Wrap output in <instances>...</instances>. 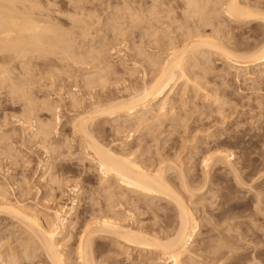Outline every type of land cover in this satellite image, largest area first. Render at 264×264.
<instances>
[{"label": "rangeland", "instance_id": "374dc122", "mask_svg": "<svg viewBox=\"0 0 264 264\" xmlns=\"http://www.w3.org/2000/svg\"><path fill=\"white\" fill-rule=\"evenodd\" d=\"M20 1L26 3L25 5L23 3V5L27 6L28 9H25L26 7L24 9L35 13V15L37 16V17L35 16L36 18H40V19L43 18L41 20H45V21L47 20V23L48 22H50V24L52 23V26L53 27L55 26L56 29L60 31L62 35L66 34L67 35V36L65 35V37H67L66 39L68 40L70 39L69 41L73 43V44H69V41L66 40L68 41L67 44L70 45L73 48V50L75 49L74 51L76 52L78 51L77 54H79L83 48H84L82 50L83 52L89 50V53L84 52V55L82 56V59L84 61L83 57H85L86 54H88L89 56L87 55L86 57L89 60L85 57V60L87 59L88 61L82 62L81 67H79L80 64H78L79 66L78 65L75 66L76 64L73 62V64H75L73 65L71 59L70 61H67L70 56L68 55V53L64 54V55L67 54L68 57L67 59V57L64 56L62 53L60 55H57L59 56L58 58L57 56L56 57L52 55L50 56V54L42 58L39 56L40 57L39 58L37 57L38 54L36 52H35L36 54L32 52V55L34 54V56H32L31 54L29 56V60H31L30 61L31 63L29 62L30 65L28 63H25V65L28 64V66L23 67L24 66L23 63L20 66L21 63L18 62L17 60L11 61L10 56H12V54L8 55L6 53L7 54L6 56L0 54V56L2 57L4 56L3 58L0 57V59H5L2 61L0 60V62L2 63L4 69L5 68L8 69L7 70L9 71L8 78H10V80L12 79L10 82L9 79L3 77V80L5 81L8 80L6 83H4V81L1 80L2 76H4L3 74L1 75V73L3 72H0L1 75L0 77V89H1L0 90V143H1L0 144V187L4 188L3 190H6L5 193L12 202L17 204L20 203V205L29 208L31 212L34 211L35 214L38 213L37 215H39V218H41L42 221L45 220L46 222L47 219L45 218L50 217L48 218V221L49 222L52 221L50 223L55 224L54 221L55 214L53 215V213L56 212L57 210L58 211L60 210L61 212L60 214L63 215V216L61 215L62 218H68V220L74 222V224L70 225L68 229L69 232H67L66 234H61V237L59 236V240L61 241L62 249L65 247L63 249V254L66 256V260L70 261V262L67 261L68 262L67 264H76L75 263L77 262L76 256L75 254H73L75 253L73 250H75L77 246V242H76L78 241L77 230H80L81 228H82L81 230H83V228L86 227L85 222L89 221L91 218L92 219L90 221V225H94L95 223L99 222V217H101L102 212L106 211L109 208L107 207L108 202L106 203L105 199L103 198L106 197L103 191L101 189H99V191L97 190L98 188H100L99 185H101L99 184L101 182V180H99L101 176L98 173L96 174V172L93 169H90L89 166H91V164L89 162L86 163L87 162L86 160L79 161V159L83 160L84 154L86 152L85 151L86 145H83L84 142L82 141L81 136H78L79 134L73 132L72 124L80 117L86 116L85 115L86 112L88 113V111L91 110L90 114L93 113L94 112L93 110L95 109L93 108V106L95 104L96 107L99 105L98 106L99 109L101 108L105 109V106L108 103L114 104L116 101L119 100L120 102H122L123 100L125 101L127 98H129V100L130 98L132 99L134 97L133 95H135L136 89H137L136 93L142 91V88L144 87V82L146 81L145 84L148 83L150 84V81L152 82V79L154 78L153 76L157 72L156 69L159 70L160 67L158 66L160 65H158L156 69L151 70L148 69L150 68L151 64L148 65L146 63L147 66H145L146 64L144 65L143 64L144 61H142L141 59L146 58V56L149 55L150 56L152 55L153 59L155 55L156 58V54L159 52L158 51L159 47L158 45H156V47L158 48H155V43L162 40L159 38H163L166 41V38L168 39V34L169 36L173 35L172 37H175V35L184 36V33L189 32L190 25L193 26V24L192 22L186 23L187 21L182 20L185 21V23H183L184 25H180L182 23L181 21L180 22L178 21L176 22L178 25L174 24L175 26H173V24L171 23L172 18L171 19L169 18L168 21L167 18L168 15H170L171 12H173L172 10H174L173 8L171 10L170 7H168L170 5V2L172 1L171 4L173 5L175 4L173 7H175L176 9L178 7V9L182 11L180 5H182L184 0L182 1L163 0L164 2H162V0H160V2L156 1L157 3L160 4L161 2L165 3V6L163 7L164 9L163 8L162 10L160 9V11H163L162 17L164 18V20L162 18L161 20L162 22L165 21L164 22L165 24L163 26L161 20L160 22H158V24L152 23V25H154L155 31H153V27H152L150 30V34L148 33L146 34L145 30H144L145 33L142 31L144 25H142V23L140 25L139 23L141 22L140 20L142 19V17L140 16L141 19L137 18L136 20L137 17L136 15H138L137 13L141 11L139 10L140 8L142 9V16H143L144 15L143 8L145 9V11H148L147 9L150 8L148 5L149 4L152 5L151 3H153L155 0L154 1L152 0L153 2L151 0H81V1L79 0V2L81 3H78V0H72V2L71 0H20ZM148 1L149 3L145 5ZM174 1L175 3H173ZM176 1L179 6L176 4ZM247 1H250V3L252 4L263 3L264 5V0H247ZM31 3L33 5L35 3L37 9L34 6L33 10L32 7L29 10V6L32 5ZM138 5L141 6L139 7ZM80 6L83 8H81ZM128 6L129 7L131 6L130 7L131 11L133 9L134 12L133 11L127 12ZM77 7L78 8L80 7L81 9L79 8V10H76ZM136 8H138L139 11L136 10ZM22 9L23 8H21L20 12L23 13L25 10L23 9L24 10L23 11ZM169 9L171 10V12ZM178 9L177 11L175 10V13L173 12L170 15V17L172 16V17L181 18V11ZM81 10L84 13L81 12ZM123 10H125V13L123 12ZM168 10L170 14L167 15L166 13H168ZM127 13L128 15L130 13V15L124 16V14ZM148 13L149 11L146 14ZM176 13L178 14L177 16H175ZM179 13H180V17H179ZM132 14L136 17H133ZM120 15H123L122 16L123 20L121 19L122 21L121 23L120 21L116 22L117 21L116 18L118 17L122 18ZM164 16L167 18L168 22L165 20ZM133 18L135 19V23H133L134 21ZM219 19L220 18H218V21L220 23L219 25H221V23L224 24L223 26L221 25L220 28L218 25L219 29L217 27L211 28L209 26L211 29L207 27L206 29L204 28L203 30L205 33H207L206 35L210 33L209 34L210 36L213 35L215 32L217 33L218 31H220L218 32V38L221 39L222 36V39L224 41L225 38L226 39L229 38L228 41L232 40L231 41L232 45L233 43L235 44L233 45L234 49L237 48L235 49L237 50L236 53L238 54L255 53L264 44V34H262L261 31L262 24L255 23L252 24L254 25L252 27L250 26L251 24L238 25L235 22H231L226 25L225 23L227 22L225 20H222V18L220 20ZM152 21L157 22L155 17L153 18V16H152ZM82 22L86 24L85 27L84 24H82ZM129 22L133 23L134 25L130 24ZM169 22L171 23L172 26L169 24ZM116 23L118 24L116 25ZM159 23L162 25H160ZM167 24L171 26L170 28L171 30L176 29L174 34L169 29L168 27L169 25ZM186 24L189 25L187 26ZM121 26L123 29H125L123 32L121 30L122 29ZM129 26L130 27L133 26V27L130 28ZM135 26L137 27L135 28ZM166 26L167 29L166 28L164 29V27ZM178 26L179 27L182 26L183 28L181 29L180 27L179 28L180 30L177 31L178 28L176 27ZM186 26L187 29L189 30L186 29ZM118 27L120 28V30H118ZM80 28L81 31L79 30ZM158 29L159 30L161 29L162 31L161 30L158 31ZM212 29H214L215 31ZM220 29L223 31H221ZM140 30L143 33L140 32ZM152 31L155 33V35L154 33L153 35L157 38L156 40H154L155 39L154 38L153 42L151 40L152 38L150 39V36L151 37L153 36ZM156 31L158 33L160 32V35L162 37L160 35L159 36L157 35L159 37L158 38L156 36L157 34ZM165 31H166V35H164ZM169 31H171L172 35H170L171 33ZM216 33L214 34L215 36L214 35L213 36L217 38ZM90 35L92 36L91 38ZM144 35L146 36L144 37ZM147 35H149L151 48H149V45L148 47L146 45V42L148 41V38H146ZM142 36L145 39L142 38ZM142 41H146L145 43L143 42L144 45L142 44ZM93 44L94 47L95 45L96 47H98V48L96 47L94 48L96 51L94 49L92 50ZM134 45H136V47H134ZM142 47H144L145 50ZM138 48L139 50L142 49V51L141 50L140 51L144 53V55L145 52L148 51L149 53L146 52L148 53V55H145L144 57V55H142L140 51L137 52L136 49ZM94 53L97 54L95 55ZM209 53L213 56H211ZM139 55L143 57L142 58L138 57ZM133 56L135 57L137 56L136 58L138 59H136ZM206 56L208 57L204 56L202 57V59L201 58L199 59L201 62L204 61V63L202 64L203 67L195 63L197 66L198 65L200 66V67L198 66L199 69L194 64L193 66H195V68L197 67L195 70L196 72L193 70L195 69L193 67L191 68V73L189 74H191L190 76L193 79V81L194 82L196 81L195 83H198L199 81L202 82V83L199 82L198 84H200L201 86L203 85L205 86L204 88L207 89L206 93L208 92L212 95L211 98L212 101L206 102L208 104L207 105L206 103H204L205 101H207L206 97H204L203 95H200L199 97L197 96L195 97L194 93H192L194 100L191 99L193 103L191 102V104L187 106L188 109L186 107H185L186 109L184 107L182 109V102L181 101H180L181 103L178 102L179 110H183V112L185 111L184 113L188 114V113H192V111L195 112L198 110V112H196L198 115L194 113L193 116L195 117L190 121H188V123L179 122L180 124L174 125L173 128L170 127L169 123H166V125H164L162 129L163 131H165L163 135H159L160 131L162 130L158 132L155 131L153 135H152L153 132L151 133L148 132L143 134V131L142 129H140L139 126H134L137 123L136 122L134 123L132 121V118H128L127 116L122 115L121 117L117 116V118L114 117L111 119L110 118H107L105 120L102 119L98 121L99 123L97 122V124H92L91 129L93 131L94 128L93 133L96 137L94 138L97 139L98 142L101 143V145H104L105 148L108 147L111 150H113V152L114 151L118 152L117 154L120 153L123 154L122 152H125V154L127 153L126 155L132 156V159H135L138 162L140 161L139 162L140 165L143 164L145 166V164H147L149 166L151 162L153 163V161H156L158 162L157 164H159L162 167L161 163L163 162L162 168H164L165 166L166 170H168L167 173L165 171L166 177L168 176V179L172 181L170 182L169 180L170 183H174L173 185L179 191V192L177 191L178 194H180V192L182 193L180 194V196L184 197L183 199H185V202L193 210V212L195 213V217L198 221L197 236L192 241L189 254L187 253L186 255L187 257H185L186 260L184 259L182 264H193L192 263L193 260L195 264H264V74L261 73L262 74L261 76V74H259L260 72L258 68L248 69L249 71L248 74L250 75H247L246 72L248 71H246V69L245 70L243 69L244 72L242 73H241L242 69L236 71V72L240 71L239 73H236L233 69H231L233 71L230 70V66L226 64L224 59L219 58L215 54H212V52H208ZM94 57L95 59H93ZM132 57L134 58V60L132 59ZM62 58H64V61H62L63 60ZM139 59L143 62V63L141 62V65L140 62L137 63L138 61H140ZM93 60H95L96 63ZM10 61L12 64L10 63ZM90 61H92L93 63L92 62L89 63ZM134 61L135 62L137 61L136 62L137 64L134 63ZM6 63H9V65ZM83 64L84 65L87 64V65L82 66ZM2 66L0 64L1 70L3 68ZM95 66L97 68L99 66L98 69H101L103 73H101L98 69L97 70L99 71V74L96 75V73L95 74L94 72L92 73V71L95 70ZM4 69L2 71H4ZM26 69H28V71ZM106 70L108 71L111 70V71L108 72ZM153 71H155L154 74ZM192 71H194L195 74L192 73ZM201 71H203V74L201 73ZM146 72L147 74L144 75V73ZM197 73L199 74L201 73V76L198 74L199 75L198 78H196ZM244 73L246 74L244 75ZM102 74L107 76L106 79L104 80L105 82L103 81L105 84L103 82L101 84L100 83L98 84V82L100 80H103L104 79L103 77H105V76L101 77L100 75ZM237 74H239V76ZM89 75H93V77L95 76L94 78L92 76L89 77L90 80L93 78L90 81V83L94 80L95 82L96 81L98 82L96 83L92 82L91 86H89L88 85L90 84L88 80L89 78L87 77ZM143 75L145 77L147 75L148 76L144 78ZM194 75L196 77L193 78L192 76ZM99 78L101 79L98 80ZM195 79H197L198 81ZM26 82H29L30 84ZM8 84L9 86H7ZM181 86L182 87L180 89L177 87L174 89L175 90L174 92L179 90L178 91L179 93L176 92V94L178 93L176 97V99L178 100H181L182 94L180 95V93H182L181 89H183L185 84L184 85L182 84ZM12 87L14 89H12ZM23 89H26L28 93ZM189 89L191 88L189 87ZM16 90L17 91L20 90L21 92H24L26 95L28 94L27 100L25 102L23 101L25 100V98L22 99L24 93L18 91L19 92L18 95ZM9 91L10 92L13 91V92L10 93ZM29 91H31V95ZM130 94L132 96H130ZM29 95L31 96V98L29 97ZM72 95H75V97L77 98V103L78 101H80L79 102L80 104L78 103L77 106L72 107L70 105V103L72 104V100L70 99H72V97L75 99V97ZM172 96L174 95L171 94L170 97ZM28 98L32 100V102L30 103H33L34 105L35 104L38 105V107L37 105L36 107L34 106V110L35 112L38 111L37 116H39L40 121L43 120L44 122H47L49 120H52L53 116L55 118L54 124H55V129L57 128L55 130L56 132L54 131L55 134L54 135L52 134V136L50 137L52 139L51 140L48 139V142H46V145L44 146L41 136L40 137L36 136L38 133L37 128L39 126L37 125L39 120L37 117L34 116L37 119H35L34 117L30 119L32 125L30 123L28 124L26 123L27 126L26 124L24 126H22V124L20 125L21 123L20 120L28 116V112L25 111L28 110V108L23 107V104L25 106L27 101L28 102L31 101ZM216 98L218 99L217 101L218 104H215L214 102ZM178 100H176V102ZM199 100L203 101V103ZM42 102L43 104L44 103L48 104V107L49 106L53 107L54 105L56 107V110L53 109L54 114L53 113L50 114L51 112L46 110V108H48L47 105L46 106L42 105L43 107L44 106L46 107L44 110V108L41 106ZM211 104H213L212 105L213 107H211ZM102 105L103 107H101ZM171 105L172 104L168 105L169 109L170 107H172ZM200 106L202 107V109ZM39 107L40 108L42 107L41 109H43V111ZM206 107L207 108L210 107V108L207 109ZM57 108L59 109L57 110ZM191 108L192 109L194 108V110H192ZM176 109L178 111L177 105L175 106V111ZM40 111L42 113L39 114ZM44 111L47 112L49 115L46 114ZM200 111L201 112L205 111V112L201 114L199 113ZM22 112L24 114H22ZM136 114L139 115L140 111H136L135 113H133V116H137ZM87 115H89V113ZM123 116L124 118H122ZM19 117H21V119ZM126 117L129 120L126 119L128 122L125 121L124 123L123 120H125ZM118 118H119L118 123L113 122L115 124L117 123L116 125L111 123L112 121H117L116 119ZM57 119H59L58 123H56ZM133 120L135 121V119ZM35 121L37 122V124ZM109 121L110 123H108ZM202 122L206 124L207 127L206 126L202 127L201 126ZM111 124L114 126H112ZM130 124H132L134 128L136 127V129L135 130L132 129L131 128L132 126L130 127ZM185 124H188V127L190 128H186ZM167 129H169V131H171L172 134L169 135ZM129 133H131V135ZM210 135L215 137L218 136L217 137L218 141L220 139L226 141L222 144L221 148L219 149V152L225 151L224 152L225 155L227 153L228 156H231L230 157L231 159H229L230 163L229 162H224V163H229V165L231 164L233 166L231 165L228 166L227 164L225 165L222 162L220 164L219 163L218 164L213 163V165L211 164L213 167L210 165L211 167H209V170H207V168H204L205 165L204 163H202L203 162L202 158L206 154H208L206 153L208 149L207 147L213 146L216 143L215 140H212L215 139V137L210 139ZM156 137L158 139H161L162 141L161 144L157 143V141L155 140ZM166 139L168 140L167 142H165ZM65 144L66 145L69 144V145L66 146ZM8 149L11 152H9ZM55 151H57V153ZM214 152L212 150L211 154ZM70 154L71 155L74 154V156L73 155L71 156ZM61 155L63 156L61 157ZM83 162L84 164H82ZM86 168L88 170L90 169L91 171L89 170L88 172ZM50 171H52L53 173ZM49 173L50 175L55 174L57 178H59L58 176H61L60 177L61 180L62 177L64 179L62 181L64 184L63 186L65 187L62 186L63 189L61 188L62 190V191L60 190L61 193L60 191H55L53 193L54 198H57L56 200L58 204L61 206V208H59L60 206H56L55 203L52 204V201H49L50 198L46 197L47 188L45 187L48 184L46 181L50 180ZM181 173H183L184 175L185 179L183 180L184 181L186 180L185 184H188V188L185 186V184L181 179L183 178L182 177L183 175L181 176ZM46 177L47 179H45ZM23 180L26 181L27 184ZM65 182H68V184ZM77 185L78 186L80 185V187H82L81 189L83 190L77 189L79 188ZM76 189L79 192L84 191L81 192L82 195H80V197L79 196L76 197L77 196ZM116 191L117 190H114V192ZM122 193L123 194L125 193L126 196L124 195L125 196L124 197ZM122 193H121L122 196L120 195L122 198L118 196L120 199L116 197L115 198L116 200L113 199L111 202H109V204L111 203L110 205L112 207L106 211L105 213L106 215L103 212L105 216H107L108 218L109 217L113 218V220H116L118 216H122L123 218L121 217L119 219L118 217L117 221L120 223L124 222V224L122 225L124 228L127 227V229L129 228L132 229L133 227V230L139 228V230L137 231H140L143 234L146 233L145 234L146 236L147 234H149L150 235V236L148 235L149 237L156 236L154 238L158 237V239L162 241L169 240L170 236H172L173 233L175 235L176 233L175 231H177L178 228L180 227L179 226L180 221L178 216L179 211H177V207L175 206V204H173L174 202L172 201L168 202V200L163 199L161 197L158 198L148 197L130 191L125 192V190ZM101 194L103 197L101 196ZM115 194H119V192L118 193L116 192ZM94 203L95 205H93ZM113 203L115 204L113 205ZM117 203L120 204L118 205ZM71 206L73 207V209ZM113 206H115V208ZM92 207L95 208L93 209ZM103 207H106L107 209L104 208L103 210L102 209ZM33 208L35 210H33ZM112 208H114V211H112L113 210ZM98 209L99 211L100 209L103 211L99 212ZM0 210H2L1 207ZM94 211H97L96 213L98 214L99 217ZM6 212L7 211L4 210L3 213H0V258L1 260H3V262L1 261V264L3 263L4 264H48L46 257L43 255L41 256L42 252L40 253L41 249H39L40 248L39 243H37L36 242L37 240L33 238L34 237L33 234L30 235L31 232H29L28 228L26 230L25 224L23 222H20L23 223L22 224L23 226H25L23 227L18 222L19 219L18 220H16L17 218L14 219V217L10 214L12 216L11 218V216L8 215V212L7 213ZM95 215L98 217V220L95 219L96 217ZM105 216L102 215L100 220H103L102 218H104ZM93 217L95 219L94 220L95 223H92ZM107 217H105V219H108ZM75 219L78 222H76ZM122 219L123 221H119ZM82 224H84L85 226ZM87 225H89V223H87ZM31 236H33L32 238L34 239V241L33 239H31ZM114 239L115 238L113 239L102 238L101 241L99 240L98 243L100 244L99 245L97 244V250L99 249L98 251L100 254L98 253L97 255L98 257L96 258V264H172L166 261H164L166 262L164 263L162 261V258H160L162 255L160 253H156L157 255L154 253V255H152L151 253L148 254L149 252L147 251H141L139 249H134L132 247H130L131 248L130 249L127 245L121 242L122 240L120 241V239H116V240ZM66 243L67 245L64 246ZM121 247L123 248L121 249ZM127 248L130 250H128ZM37 250H39V252H37Z\"/></svg>", "mask_w": 264, "mask_h": 264}, {"label": "bare ground", "instance_id": "6f19581e", "mask_svg": "<svg viewBox=\"0 0 264 264\" xmlns=\"http://www.w3.org/2000/svg\"><path fill=\"white\" fill-rule=\"evenodd\" d=\"M81 1V0H80ZM152 1V0H151ZM150 1V3H151ZM154 1V0H153ZM152 1V2H153ZM160 2V0H155L153 3H151L152 5H148L150 8H148L147 10L149 11L148 14H146L148 11H145V9L143 8V16H142V9L139 8V11L138 8H136V10H138L137 14L139 15H136L134 16L133 14V17H136V20L137 18L138 19H142L140 20L142 25L141 27L142 28V31L144 32V30L146 31V34H150V30L151 28L153 27V31H155L154 29V25H152V23H157L160 22L161 18L164 20V18L162 17L163 15V11H160V9L162 10V8L165 6V3H162L164 2L162 0L161 4L160 3H157V2ZM171 1V0H170ZM169 1V2H170ZM182 1V0H181ZM39 2V1H38ZM72 2V0H71ZM252 2V1H251ZM24 2H21L20 0H0V54L2 55H11L10 58H11V61L12 60H17L18 62H20V66L22 65V63L24 64L23 67L25 66H28L29 62L31 60H29V56L30 54L32 55V52H34V54H38L37 57H45L47 56L48 54H50V56H54L56 57L57 55H60L61 53L64 55L65 53H68L69 56V59L67 57V54L64 55L67 57V61H72V64L73 62L76 64H73L75 66H77L78 64H80L79 67H81V64L82 62L84 61H88L89 59L86 57L88 54H86V59L85 60V57L84 58V61L82 59V56L84 55V52H87L89 53V50L87 51H80L79 54L78 51H74L73 48L67 44V42L70 40L66 39L67 37H65V35H62L60 33V31H58L56 29V27L52 26V23L50 24V22L47 23V20H41L43 18H36L37 16L35 15V13H33L32 11H28V10H25V9H28L27 6H24L26 3ZM29 3V2H28ZM27 3V4H28ZM70 3V2H69ZM74 3V2H73ZM78 3H81L79 2L78 0ZM139 3V2H138ZM149 3V1L145 4L147 5ZM172 1L170 2V5L172 6H168L170 7V9L172 10V8L174 10H172L174 13H175V10L177 11V9L175 7H173L174 5L171 4ZM175 3V1L173 2ZM179 3V2H178ZM182 3V2H181ZM32 4V3H31ZM30 4V5H31ZM75 4V3H74ZM77 4V3H76ZM127 4V3H126ZM125 4V5H126ZM131 4V3H130ZM169 4V3H168ZM176 4H177V1H176ZM78 5V4H77ZM86 5V4H85ZM129 5V4H128ZM178 5V4H177ZM35 6V3L34 5L32 4L31 6H29V10L31 9L32 7V10H33V7ZM39 6V5H38ZM139 7L141 5H138ZM144 6V5H143ZM142 6V7H143ZM179 6V5H178ZM26 7V8H25ZM36 7V6H35ZM81 7V6H80ZM79 7V8H80ZM96 7V6H95ZM125 7V6H124ZM129 7V6H128ZM128 7H127V12L128 11H131V6L129 7V10H128ZM134 7V6H133ZM182 11H181V18H178V17H170V15L173 13L169 12L168 10V13H166L168 15V21H169V18L171 19V23L173 24V26L175 25H178L176 22H180L182 24L180 25H184L183 23H185V21H187L186 23L188 22H192L193 26L190 25V31L189 32H186L184 33V36H176L175 37H172V33L174 34L175 30H171V23L169 22V29L172 31H169L172 35V36H169V32L167 33L168 34V39L166 38V41L163 39V38H159L158 36L160 35V32L158 33L156 31V36L159 38V39H162V40H157L159 42H156L155 43V48H158L159 52L156 54V58H155V55H154V59L152 58L153 56L149 55V56H146V58H143L141 59L143 56H140L141 54L144 55V53H142V49L137 50V52L140 51V55L138 57H141L140 59L142 61H144V63L140 60V61H136L137 63L140 62V65H141V62L145 65L146 63L150 65V68L148 69H156L158 65V67H160L159 70L156 69V73L155 71H153V74L155 73V75L153 76L154 78L152 79V82L150 81V84H145L144 82V87L142 88V91H139L138 93L137 92V89L135 90V95H133L134 97L130 100L129 98H127L125 101L123 100L122 102L119 101H116L114 104H106L105 106V109H102L101 107H103V105L100 107L101 109L98 108V106L96 107L95 105L93 106V108H95L93 111V113L90 114V111H88L89 115H87L88 113L86 112L85 115L86 116H82V117H77L79 119L75 120L72 124V130L74 133L76 134H79L78 136H81V139L82 141L84 142L81 143L83 145H86L85 147V154L84 153H81V154H84V157H83V160H80L79 161H87L86 163H90L91 166L90 169H93L96 174L98 173L101 178L99 180H101V182L99 184L100 188H98L97 190L99 191V189H101L104 193V195L107 197V200H106V197H103L102 194L101 196L105 199L107 207L110 209L112 206L109 204V202H111L113 199H115L116 197L120 196L121 193L125 190L126 191H130V192H134V193H138L139 195H144V196H148V197H161L163 199H166L168 200V202L172 201L174 202L173 204H175V206L177 207V211H179V228L177 231H175V235L173 233L172 236H170V239L169 240H160L157 238H154V237H149L150 235L147 234V236L145 234H143L142 232L140 231H137L139 230L138 229H135L133 230V227L132 229H127L124 228L122 225L124 224L123 223H120L117 221L118 217L119 219L122 217V216H118L116 218V220H113V218H108L107 216H105L106 214V211L109 210L107 209L106 207H103L102 209L104 210V208H106L107 210L106 211H103L100 209H98L99 212H102L101 214V217L102 215L107 217L108 219H105L102 218L103 220H100L101 217L98 216V214L96 213L97 211H94L97 216L99 217V222L95 223V219L98 220V217L94 219L93 217V222L92 223H95L94 225H90V221H87L85 222L86 223V227L83 228V230H77V236H78V241L77 242V246H76V249L73 250L75 253V256H76V261L74 260V262L76 264H96V258L98 257V253H99V249L97 250V244L99 245L100 243L99 240L101 241L102 238H115L114 240L116 239H120V241L122 243H124L125 245H127L129 248L132 247L134 249H139L141 251H147L149 252L148 254H152L154 255V253H160L162 254L160 258H162V261H166V262H170L172 264H182L185 257H187V253L189 254V250H190V246L192 244V241L194 240V238L197 236V233H198V221L195 217V213L193 212V210L189 207V205L185 202V199H183L184 197H181L180 194H182L180 192V194H178V190L177 188H175V186L173 185L174 183H170L172 182L170 179H168V176L166 177L165 175V171L167 173L168 170H166V167L164 166L163 167V162L161 163L162 164V167L157 164L158 162L156 161H153V163L151 162V164L148 166L147 164H145V166L142 164L140 165V161H136L135 159H132V156L130 155H126L125 152H122L123 154H117L118 152H113V150H111L110 148H105L104 145H101V143L98 142L97 139H95V135L93 133L94 131V128H93V131H92V124H97L98 121L102 120V119H107V118H114L117 116H127L128 118H132V121L135 123H137L136 125L134 126H139L140 129H142L143 131V134L145 133H148V132H153L152 135L160 130L163 129V126L166 125V123H169L170 127L173 128L174 125L176 124H180L179 122H185V123H188V121H190L191 119H193L195 116L194 113L198 112L197 111H192V113H184L183 110H179V105H178V102H182V109L183 107L187 108V106H189L191 104V102L193 103V101H191V99H193V94L194 93V96L196 97H199L200 95H203L204 97H206V100L204 103L206 102H209V101H212L211 98H212V95L210 93H206V90L203 86H201L200 84H198L199 82L202 83L201 81H199L198 83H195L193 81V79L191 78V68H195V66H193L195 63L199 64L200 66L203 67V62H201L199 59L202 57H208L206 56V54L208 52H212V54H215L216 56H218L219 58H222L224 59V61L226 62V64H228V66H230V70L233 69L235 72L242 69L241 73L244 72L243 69L246 71H248V69H251V68H258L259 69V74H264V44L262 45V47H260V49H258L255 53H251V54H238L236 53L237 48L234 49L233 45H235L233 43H231L232 40H229L225 38V41L222 39V36H221V39L218 38V31L216 34H217V38L214 37L215 33L213 35H206L207 33L204 32V28L206 29L207 27L208 28H212V27H217L218 28V25L220 24L219 21H218V18H222V20H225L227 23H225L226 25L231 23V22H235L236 24L238 25H250V26H254L252 24H255V23H259V24H262V28H261V31H262V34H264V5L263 3L261 4H252L250 3V1H247V0H184V2L182 3V5H180ZM179 7V8H180ZM21 8H25L23 11L26 12V13H22L20 12L21 11ZM79 8L77 7L76 10H79ZM83 8V7H81ZM80 8V9H81ZM126 8V7H125ZM135 8V7H134ZM35 9V8H34ZM37 9V7H36ZM151 9V10H150ZM164 9V8H163ZM40 10V9H39ZM44 10V9H43ZM121 10V9H120ZM37 11V10H36ZM90 11V10H89ZM133 11V9H132ZM131 11V12H132ZM81 12H83L81 10ZM119 12V11H118ZM123 12L125 13V10H123ZM130 12V13H131ZM134 12V11H133ZM136 12V11H135ZM140 12H141V15H140ZM179 12V11H178ZM84 13V12H83ZM88 13V12H86ZM129 13V15H130ZM76 14V13H74ZM79 14V13H78ZM118 14V13H116ZM123 14V13H121ZM147 16H146V15ZM40 15V14H39ZM83 15V14H82ZM91 15V14H90ZM128 15L127 14H124V16ZM131 15V16H132ZM165 15V16H167ZM178 14L176 13L175 16H177ZM36 16V17H35ZM121 17L123 15H120ZM126 16V17H127ZM141 16V17H140ZM152 16L153 18L155 17L156 21L157 22H153L152 21ZM164 16V17H165ZM174 16V15H173ZM72 17V16H71ZM95 17V16H94ZM99 17V16H98ZM179 17H180V13H179ZM81 18V17H80ZM92 18H93V15H92ZM96 18V17H95ZM119 18V17H118ZM116 18L117 21H120V23L122 22L121 19L123 20V17L122 18ZM128 18H131V17H128ZM167 18L165 17V20L167 21ZM85 19V18H84ZM83 19V20H84ZM126 19V18H124ZM219 19V20H220ZM49 20V19H48ZM80 20V19H79ZM82 20V19H81ZM93 20V19H92ZM132 20V19H131ZM134 20V21H133ZM133 23H135V19L133 18ZM182 20H185V21H182ZM221 20V21H222ZM125 21V20H124ZM130 21V20H128ZM167 21V22H168ZM218 21V22H217ZM220 21V22H221ZM224 21V22H225ZM81 22V21H80ZM85 22V21H84ZM137 22V21H136ZM165 22V21H164ZM164 22H162L161 20V23L163 24L164 26ZM223 22V21H222ZM95 23V22H94ZM119 23V24H120ZM130 24H133L131 22H129ZM78 24V23H77ZM82 24H84L82 22ZM99 24V23H98ZM108 24V23H107ZM118 23H116L117 25ZM124 24V23H123ZM160 24V23H159ZM160 24V25H162ZM175 24V25H174ZM191 24V23H190ZM56 25V24H55ZM121 25V24H120ZM125 25V24H124ZM134 25V24H133ZM137 25V23H136ZM187 26L189 24H186ZM221 25L223 26L224 24L221 23ZM219 25V28L220 26ZM86 26V24H84V27ZM131 26V25H130ZM129 26V27H130ZM187 26H186V29H187ZM210 26V27H209ZM114 27V26H113ZM128 27V25H127ZM133 27V26H132ZM130 27V28H132ZM137 26H135L136 28ZM140 27V26H139ZM181 29L183 28L182 26H180ZM179 26L176 27L178 28V30H180ZM194 27V28H193ZM261 27V26H260ZM88 28V27H87ZM93 28V27H92ZM95 28V27H94ZM115 28V27H114ZM122 28V26H121ZM126 28V27H125ZM163 28V27H162ZM167 29V26L164 27V29ZM173 28V27H172ZM175 28V27H174ZM189 28V27H188ZM210 28V29H211ZM216 28V29H217ZM218 28V29H219ZM249 28V26H248ZM96 29V28H95ZM111 29V28H110ZM128 29V28H127ZM224 29V28H222ZM226 29V28H225ZM81 31V28L79 29ZM117 30V29H116ZM118 30H120V28L118 27ZM122 32L125 30V29H121ZM161 30V29H160ZM158 29V31H160ZM189 30V29H187ZM214 30V29H212ZM221 30V29H220ZM83 31V30H82ZM95 31V30H94ZM129 31V30H128ZM140 30V32H142ZM148 31V32H147ZM152 31V35H153V32ZM162 31V30H161ZM168 31V30H167ZM183 31V30H182ZM186 31V30H184ZM206 31V30H205ZM211 31V30H210ZM215 31V30H214ZM223 31V30H221ZM225 31V30H224ZM227 31V30H226ZM115 32V30H114ZM142 32V33H143ZM230 32V31H229ZM145 33V32H144ZM166 35V31L164 32ZM227 33V32H226ZM87 34V33H86ZM116 34V33H115ZM162 34V33H161ZM176 34V33H175ZM179 34H182V33H179ZM225 34V33H224ZM261 34V35H262ZM84 35V34H83ZM124 35V34H123ZM136 35V34H135ZM155 35V33H154ZM153 35V36H154ZM163 35V34H162ZM65 38H64V37ZM67 36V35H66ZM119 36V35H118ZM122 36V35H121ZM146 35H144L145 37ZM151 37L150 36V39L152 40L153 42V39L156 40L157 38L154 36V37ZM161 36V35H160ZM181 36V37H180ZM213 36V37H212ZM232 36V35H231ZM69 37V36H68ZM85 37V36H84ZM92 36L90 35V38ZM142 36V38H144ZM162 37V36H161ZM225 37V36H224ZM228 37V36H227ZM230 37V36H229ZM128 38V36H127ZM140 38V37H139ZM148 38V41L150 40L149 39V35H147ZM165 38V36H164ZM83 39V38H82ZM87 39V37H86ZM145 39V38H144ZM232 39V38H231ZM68 40V41H66ZM141 40V39H140ZM143 40V39H142ZM87 41V40H86ZM85 41V42H86ZM148 41H142V44L144 45V43L146 42V45L148 47L149 45V48L150 47V41L148 43ZM84 42V43H85ZM144 42V43H143ZM235 42V41H234ZM87 43V42H86ZM129 43V42H128ZM69 44H73L69 41ZM91 44V43H90ZM153 44V43H152ZM75 45V44H74ZM138 45V44H137ZM140 45V44H139ZM154 45V44H153ZM156 45H158V47H156ZM90 47V45H89ZM92 50L96 47H94V44L92 45ZM134 47H136V45H134ZM76 48V46H75ZM78 48V47H77ZM98 48V47H96ZM131 48V47H130ZM144 48V47H142ZM155 48H152V49H155ZM129 49V48H128ZM91 50V49H90ZM95 50V49H94ZM134 50V49H133ZM145 50V48H144ZM74 51V52H73ZM96 51V50H95ZM135 51V50H134ZM133 51V52H134ZM153 51V50H152ZM156 51V50H155ZM36 52V53H35ZM94 52V51H93ZM98 52V51H97ZM136 52V53H137ZM145 52V51H144ZM148 52V51H146ZM145 52V55H148V53ZM207 52V53H206ZM239 52V51H238ZM5 53V54H4ZM7 53V54H6ZM34 54L32 56H34ZM81 54V55H80ZM95 55L97 53H94ZM93 54V55H94ZM210 54V53H209ZM92 55V56H93ZM94 55V56H95ZM100 55V54H99ZM137 55V54H135ZM144 55V57H145ZM159 55V56H157ZM211 55V54H210ZM31 56V57H32ZM62 56V55H61ZM89 56V55H88ZM213 56V55H211ZM2 57V56H0ZM4 57V56H3ZM2 57V58H3ZM9 57V56H8ZM7 57V58H8ZM39 57V58H40ZM49 57V56H48ZM47 57V58H48ZM59 56H57L58 58ZM91 57V56H90ZM135 57V56H133ZM132 57V59L134 60V58ZM137 57V56H136ZM135 57V58H136ZM6 58V59H7ZM9 58V59H10ZM33 58V57H32ZM36 58V57H35ZM65 58V57H64ZM64 58H62L64 61ZM211 58V57H209ZM31 59V58H30ZM55 59V58H54ZM92 59V58H91ZM95 59V57L93 58ZM138 59V58H136ZM135 59V60H136ZM204 59V58H203ZM208 59V58H207ZM1 61L2 60H5V59H0ZM29 60V61H28ZM46 60V58H45ZM50 60V59H49ZM66 60V59H65ZM132 60V61H133ZM10 61V63H11ZM95 61V60H93ZM98 61V60H97ZM206 61V60H205ZM210 61V60H209ZM37 62V61H36ZM57 62V61H56ZM92 61H90L89 63H91ZM134 61V63H136ZM208 62V61H207ZM25 63H28L25 65ZM31 63V62H30ZM48 63V62H46ZM86 63V62H85ZM93 63V62H92ZM96 63V61H95ZM136 63V64H137ZM206 63V62H205ZM211 63V62H209ZM1 66H2V63L0 62ZM9 65V63H6ZM12 64V63H11ZM147 64L145 66H147ZM191 64V66H190ZM19 65V64H18ZM30 65V64H29ZM87 65V64H86ZM86 65H82V66H86ZM154 65V66H153ZM156 65V66H155ZM196 65V64H195ZM198 65V66H199ZM208 65V64H207ZM15 66V65H14ZM100 66V64H99ZM98 66V68H99ZM190 66V67H188ZM197 66V65H196ZM197 66V67H198ZM199 66V67H200ZM3 67V66H2ZM30 67V66H29ZM142 67V66H141ZM155 67V68H153ZM196 67V68H197ZM198 67V69H199ZM18 68V67H17ZM32 68V67H31ZM93 68V66H92ZM96 66H95V70L98 69ZM193 69L194 71L196 70ZM4 69V67L2 68V70ZM6 69V70H5ZM4 71L1 70L0 68V72H3L1 73V75L3 74L4 76H2V81H4V83H6L7 81L3 80V77H5L6 79H9L8 78V75H9V71H7L8 69L5 68ZM75 69V68H74ZM104 69V68H103ZM110 69V68H109ZM197 69V70H198ZM201 69V68H200ZM203 69V68H202ZM206 69V68H205ZM229 69V68H227ZM24 70V69H23ZM28 71V69H26ZM92 71V73L94 72V74L96 73L99 74V71L101 73H103V71H101V69H98L97 71ZM105 70V69H104ZM213 70V69H211ZM215 70V69H214ZM231 70V71H233ZM257 70V69H256ZM22 71V70H21ZM108 71V70H106ZM111 71V70H109ZM108 71V72H109ZM192 71V73L195 74V72ZM33 72V71H32ZM86 72V71H85ZM98 72V73H97ZM105 72V71H104ZM107 72V73H108ZM148 72V71H147ZM144 73V75L147 74ZM152 72V71H150ZM198 72V71H197ZM211 72V71H210ZM230 72V71H229ZM240 72V71H239ZM239 72H236V73H239ZM23 73V72H22ZM31 73V72H30ZM29 73V74H30ZM100 73V74H101ZM106 73V74H107ZM143 73V72H142ZM149 73V72H148ZM201 73L203 74V71H201ZM201 73H197V77L194 75L192 76L193 78L196 77L198 78V76L200 75L201 76ZM247 75H250L248 74V72H246ZM244 73V75L246 74ZM24 74V73H23ZM28 74V73H27ZM91 74V73H90ZM130 74V73H129ZM151 74V73H150ZM199 74V75H198ZM209 74V73H208ZM224 74V73H223ZM261 74V76H262ZM0 75V77H1ZM143 75V76H144ZM149 75V74H148ZM147 75V76H148ZM152 75V74H151ZM226 75V74H225ZM239 76V74H237ZM93 75H89L87 76L88 78ZM101 77H103L102 79L103 80H100L101 78H99L98 80H100L98 82V84L102 83L105 79H106V75H100ZM136 76V75H135ZM146 76V77H147ZM209 76V75H208ZM91 77V78H92ZM95 77V76H94ZM93 77V78H94ZM144 76V78H146ZM73 78V77H72ZM79 78V77H78ZM87 78V79H88ZM92 78V79H93ZM98 78V77H97ZM96 78V79H97ZM109 78V77H108ZM206 78V77H205ZM252 78V77H251ZM91 79V80H92ZM12 80V79H11ZM10 80V82H11ZM84 80V79H83ZM89 80V83H90V78L88 79ZM197 80V79H195ZM142 81V80H141ZM198 81V80H197ZM87 82V81H86ZM93 83H96L95 80L92 81ZM91 82V83H92ZM105 82V81H104ZM103 82V83H104ZM108 82V81H107ZM26 83H29V82H26ZM76 83V82H74ZM91 83L88 84L89 86H91ZM13 84V83H11ZM10 84V85H11ZM30 84V83H29ZM105 84V83H104ZM184 85L185 86L183 87L182 90V93H180V95L182 94L181 96V100H178L176 99L177 97V94L179 93L177 90L176 92H178L176 94V92H174L175 88H181L182 86L181 85ZM3 85V83H2ZM28 85V84H27ZM87 85V84H86ZM95 85V84H94ZM9 86V84L7 85ZM93 86V84H92ZM189 87L191 89H189ZM14 88H15V85H14ZM12 87V89H14ZM21 88V87H19ZM11 89V88H10ZM11 89V90H12ZM17 89V88H16ZM91 89V88H90ZM1 90V89H0ZM24 91H26V89H23ZM29 90V89H28ZM17 91V90H16ZM14 91V92H16ZM20 91V90H18ZM17 91L18 95H19V92ZM10 92V91H9ZM13 92V91H11ZM10 92V93H11ZM21 92V91H20ZM27 92V91H26ZM30 92V95H31V91ZM174 92V93H172ZM225 92V91H224ZM21 93H24V92H21ZM28 93V92H27ZM14 94V93H12ZM137 94V95H136ZM173 94L174 96L170 97V95ZM22 95V94H21ZM29 95V97L31 98V96ZM14 96V95H13ZM16 96V95H15ZM71 96V95H70ZM75 97V95H72ZM130 96H132L130 94ZM179 96V95H178ZM10 97V96H8ZM19 97V96H18ZM27 97H28V94L26 95L25 93L23 94V98H25V100H23L24 102L27 100ZM80 97V96H79ZM194 97V98H195ZM204 97H203V100H204ZM12 98V97H11ZM21 98V97H20ZM71 98V97H70ZM173 98V99H172ZM201 98V97H200ZM220 98V97H219ZM20 99V100H22ZM29 99V98H28ZM33 99V98H32ZM76 99V100H75ZM75 99L72 97V104L70 103V105L73 107V106H77L78 103L80 101H78L77 103V98L75 97ZM197 99V98H196ZM195 99V100H196ZM19 100V101H20ZM31 100V99H29ZM128 100V101H127ZM176 100H178L176 102ZM185 100V101H184ZM194 100V99H193ZM202 100V99H201ZM199 100V101H201ZM14 101V100H13ZM34 101V100H33ZM198 101V100H197ZM218 99L216 98V100L214 101L215 104H218L217 103ZM226 101V99H225ZM18 102V101H17ZM32 102L31 101H27L26 105L24 106L23 104V107L24 108H28V110H25L28 112V116H26V118H22L23 116L19 117L21 120H20V125L22 124V126H24L26 123H30L31 124V121L30 119L33 118L34 116L37 117L39 119V116H37V112H35L34 110V106L36 107L37 104H33V103H30ZM70 102V101H69ZM118 102V103H117ZM180 102V103H181ZM203 103V101H201ZM22 103V102H21ZM35 103V102H34ZM41 103V102H40ZM51 103V102H50ZM195 103V102H194ZM12 104V103H11ZM17 104H20V103H17ZM16 104V105H17ZM80 104V103H79ZM169 104H172L170 107V109L168 108V105ZM200 104V102H199ZM207 104V103H206ZM40 105V104H39ZM42 105H47L48 107V104H41ZM177 105V108H178V111L176 109L175 111V106ZM197 105V104H196ZM205 105V104H203ZM208 105V104H207ZM213 104H211V107ZM43 107L44 110L46 107ZM199 106V105H198ZM210 106V105H209ZM38 107V105H37ZM41 107V108H42ZM53 107H55L53 105ZM51 106H49L48 108H46L47 111L51 112L50 114H52L54 111L53 109L56 110V107L53 108ZM59 107V106H58ZM80 107V106H79ZM194 107V105H193ZM197 107V106H195ZM201 107V106H200ZM40 108V107H39ZM40 108V109H41ZM92 108V109H93ZM98 108V109H96ZM185 108V109H186ZM207 108V107H206ZM210 108V107H208ZM207 108V109H208ZM22 109V108H21ZM36 109V108H35ZM39 109V110H40ZM59 108H57L58 110ZM76 109V108H75ZM79 109V108H77ZM188 109V108H187ZM192 109V108H191ZM199 109V108H198ZM202 109V107H201ZM215 109V108H214ZM24 110V109H23ZM38 110V108H37ZM43 111V109H41ZM190 110V109H189ZM194 110V108L192 109ZM205 110V109H204ZM136 111H140V114L137 115V116H133V113H135ZM202 111V110H201ZM199 112L201 114H203V112ZM209 111V110H208ZM45 112V111H44ZM57 112V111H56ZM55 112V113H56ZM189 112V111H188ZM213 112V110H212ZM42 113L41 111L39 112V114ZM46 114H48L47 112H45ZM184 113V115H183ZM22 114H24L22 112ZM38 114V115H39ZM54 114V113H53ZM197 114V113H196ZM200 114V115H201ZM19 115V114H18ZM49 115V114H48ZM183 115V116H181ZM198 115V114H197ZM53 116V115H52ZM58 116V115H57ZM124 116L122 118H124ZM181 116V117H180ZM204 116V115H203ZM28 117V118H27ZM34 117V118H35ZM55 117H56V114H55ZM125 118V120H122L124 121H127L126 119L128 118ZM198 117V116H197ZM196 117V118H197ZM35 118V119H37ZM206 118V117H205ZM51 119V117H50ZM54 116L52 117V120H49L47 122H44L43 120L40 121V119L38 120V124L36 122L38 126L37 130H38V133L36 136L42 138V142H43V146L46 145V142H48V139H52L50 138L52 136V134L54 135V131L57 129H55V124H54ZM135 119V121L133 120ZM211 119V118H210ZM59 119H57L56 123H58ZM115 120V119H113ZM117 121H112L111 123L113 122H117L119 121V118L116 119ZM129 120V119H128ZM131 120V119H130ZM153 120V121H151ZM34 121V120H32ZM131 121V122H132ZM196 121V120H195ZM34 122V124H35ZM128 122V121H127ZM126 122V124H127ZM99 123V122H98ZM110 123V121L108 122ZM116 123V124H117ZM130 123V122H129ZM133 123V124H134ZM19 124V123H18ZM26 124V126H27ZM33 124V125H34ZM70 124V123H69ZM101 124V122H100ZM115 124V123H113ZM115 124V125H116ZM32 125V124H31ZM54 125V127H53ZM110 125V124H109ZM112 125V124H111ZM57 126V125H56ZM71 126V125H70ZM96 126V125H95ZM93 126V127H95ZM114 126V125H112ZM118 126V125H117ZM124 126V125H123ZM132 126V124H130V127ZM197 126V125H196ZM202 127L206 126V124H204L202 122ZM29 127V126H28ZM153 127H154V130H153ZM185 127L186 128H190L188 127V124H185ZM207 127V126H206ZM26 128V127H25ZM132 129H136V127L134 128L133 126L131 127ZM221 129V128H220ZM32 130V129H31ZM153 130V131H152ZM168 132H169V135L172 134L171 131H169V129H167ZM212 130V129H211ZM210 130V131H211ZM130 131V130H129ZM138 131V129H137ZM136 131V132H137ZM141 131V130H139ZM200 131V130H199ZM209 131V130H208ZM37 132V131H36ZM56 132V131H55ZM96 132V131H95ZM131 132V131H130ZM132 132H135V131H132ZM165 131H160L159 135H163ZM212 132V131H211ZM35 133V132H34ZM58 133V131H57ZM73 133V134H74ZM14 134V133H13ZM93 134V135H92ZM131 135V133H129ZM197 135V134H196ZM216 135V133H215ZM33 136V135H32ZM208 136V135H207ZM9 137V136H8ZM14 137V136H13ZM35 137V135H34ZM33 137V138H34ZM37 137V138H38ZM77 137V136H76ZM95 137V138H94ZM215 136H212L210 135V139L211 138H214ZM218 137V136H217ZM215 137V139H212V140H215V144L213 146H209L207 147V151H211L215 150L214 153L211 154V152H207L208 154H206L203 158H202V163H204L205 167L204 168H207V170H209V167H211L213 165V163H224V162H229V159H231L230 157L231 156H228L227 153L225 155V151H222V152H219V149L221 148L222 144L224 142H226L225 140L223 139H220L218 141V138ZM40 138V139H41ZM79 138V137H78ZM36 139V138H35ZM39 139V140H40ZM80 139V140H81ZM204 139V138H203ZM229 139V138H228ZM155 140L157 141V143L161 144V139H158L157 137L155 138ZM196 140V139H195ZM194 140V141H195ZM6 141V140H5ZM41 141V140H40ZM168 140L166 139L165 142H167ZM193 141V142H194ZM218 141V142H217ZM203 142V141H201ZM41 143V142H40ZM45 143V144H44ZM196 143V142H195ZM205 143V142H204ZM207 143V142H206ZM228 143V142H227ZM1 144V143H0ZM42 145V144H41ZM40 145V146H41ZM56 145V144H55ZM66 145V144H65ZM69 145V144H67ZM66 145V146H67ZM114 145V144H113ZM202 145V144H201ZM42 146V147H43ZM187 146V145H185ZM52 147V146H50ZM60 147V146H59ZM10 148V147H8ZM61 148V147H60ZM59 148V149H60ZM63 148V147H62ZM80 148V147H79ZM82 148V147H81ZM6 149V147H5ZM69 149V148H68ZM72 149V148H71ZM83 149V148H82ZM9 150V149H8ZM45 150V149H44ZM53 150V149H52ZM57 150V149H56ZM218 150V152H217ZM222 150V149H221ZM6 151V150H5ZM59 151V150H58ZM66 151V150H65ZM9 152H11L9 150ZM14 152V150H13ZM57 153V151H55ZM83 152V151H82ZM147 152V151H146ZM68 153V152H67ZM70 153V152H69ZM131 153V152H130ZM129 153V154H130ZM13 154V153H12ZM16 154V153H15ZM64 154V153H63ZM80 154V153H79ZM79 154H78V157H79ZM148 154V153H147ZM54 155V154H53ZM59 155V153H58ZM66 155V154H65ZM71 155V154H70ZM74 156V154H72ZM71 155V156H72ZM77 155V154H76ZM132 155V154H131ZM143 155V154H142ZM63 155H61L62 157ZM82 156V155H81ZM80 156V158H81ZM150 156V155H149ZM11 157V156H10ZM68 157V156H67ZM144 157V156H143ZM154 157V156H153ZM13 158V157H12ZM65 158V157H64ZM63 158V159H64ZM157 158V157H156ZM61 160V159H60ZM166 160V159H165ZM70 161V160H69ZM78 161V160H77ZM150 161V160H149ZM159 161V160H158ZM160 161H163V160H160ZM168 162V161H167ZM81 163V162H80ZM79 163V164H80ZM169 163V162H168ZM230 163V162H229ZM229 163H224L225 165L227 164L228 166ZM84 164V162L82 163ZM89 164V165H90ZM212 164V165H211ZM203 165V166H204ZM211 165V166H210ZM215 166V165H214ZM233 166V165H231ZM86 167V166H85ZM84 167V168H85ZM88 167V168H89ZM213 167V166H212ZM50 168V167H49ZM87 169V168H86ZM89 169V170H90ZM165 169V170H164ZM52 170V169H51ZM88 170V169H87ZM88 170V172H89ZM206 170V169H205ZM53 171V170H52ZM50 171V172H52ZM86 171V170H85ZM91 171V170H90ZM49 172V170H48ZM55 172V171H54ZM53 173V172H52ZM58 173V172H57ZM56 173V174H57ZM206 173V172H205ZM47 175V174H46ZM50 175V173H49ZM49 175H48V178H49ZM183 175V173H181V176ZM207 175V174H206ZM64 176V175H63ZM82 176V175H81ZM45 177V176H44ZM59 178H57V176L55 174H52L50 175V180L49 181H46L48 184L46 185L45 188H47V194H46V197L47 198H50L49 201H52V204L55 203L56 206H60L57 202V198H54V195L53 193L55 191H60L62 186L64 185L63 184V177H62V180H61V176H58ZM183 178L182 181L183 183L185 184L186 180L184 181L183 179L184 178V175L182 176ZM65 178V177H64ZM26 179V178H25ZM24 179V180H25ZM47 179V177L45 178ZM60 179V180H59ZM66 179V178H65ZM168 179V180H167ZM23 180V181H24ZM27 180V179H26ZM170 180V182H169ZM181 181V182H182ZM26 184L27 182L24 181ZM45 182V183H46ZM68 184V182H65ZM183 184V185H184ZM18 185V183H17ZM66 185V184H65ZM182 185V186H183ZM45 186V185H44ZM78 186V185H77ZM98 186V187H99ZM174 186V187H173ZM185 186L188 188V184H185ZM184 186V188H185ZM65 187V186H63ZM79 188L77 189H81L82 187H80V185L78 186ZM204 187V186H203ZM75 188V187H74ZM175 188V189H174ZM186 188V189H187ZM4 188L0 187V207L2 208V210H0V213H3L4 210L8 212V215H12L14 217V219L18 220L19 219V223L20 222H23L25 224V226H23L22 224L23 223H20L23 227L28 228L30 235L33 234V236H31V239L35 238L36 242L39 243V246L41 249L40 253L42 252L41 256H45L46 259H47V263L48 264H67L68 262H70L69 260H66V256L63 254V249L65 248L64 246L67 245V243L63 246L64 248L62 249V244H61V241L59 240V236L61 237V234H66L70 227L71 224H74V222L68 220V218H62L60 214V210L56 211L53 213L54 217H55V224H52L50 222L52 221H48V218H45L47 219V221L45 222L42 221L41 218H39V215L35 214L34 211L31 212L29 208L27 207H24L22 205L17 204V203H14L12 202L8 197H7V194L5 193L6 190H3ZM63 189V188H62ZM76 189V192H77V196L76 197H80L81 192H84V191H77ZM96 189V188H95ZM74 190V189H73ZM83 190V189H81ZM114 190H117L116 192L119 194H115L116 192H114ZM123 190V191H122ZM180 190V189H179ZM62 191V190H61ZM60 191V193H61ZM122 191V192H121ZM178 191V192H177ZM75 192V191H74ZM79 192V193H78ZM93 192V191H92ZM121 192V193H120ZM22 193V192H21ZM20 193V194H21ZM99 193V192H98ZM123 194V193H122ZM126 196V194L124 193L123 196ZM122 196V195H121ZM120 196V198H122ZM124 196V197H125ZM123 197V198H124ZM119 198V197H118ZM119 198V199H120ZM88 200V199H87ZM99 200V199H98ZM116 200V199H115ZM14 201V200H13ZM47 201V200H46ZM93 201V200H92ZM104 201V202H105ZM118 201V200H117ZM116 201V202H117ZM89 202V201H88ZM115 202V201H114ZM92 203V202H91ZM104 204V206H105ZM115 203H113L114 205ZM118 204V203H117ZM120 204V203H119ZM118 204V205H119ZM19 205V206H18ZM95 205V203L93 204ZM101 205V204H100ZM75 206V205H74ZM72 207V206H71ZM115 208V206H113ZM31 208V207H30ZM61 208V206L59 207ZM93 208V207H92ZM95 208V207H94ZM93 208V209H94ZM101 208V207H100ZM114 208H112L114 211ZM55 209V208H54ZM73 209V207H72ZM29 210V211H28ZM33 210H35L33 208ZM51 210V209H50ZM55 211V210H54ZM6 212V213H7ZM30 212V213H29ZM36 212V211H35ZM72 212V211H71ZM70 212V213H71ZM93 212V213H94ZM98 212V213H99ZM33 213V214H32ZM67 213V212H66ZM73 213V212H72ZM116 213V212H115ZM110 214V213H108ZM118 214V213H117ZM116 214V215H117ZM121 214V213H120ZM10 215V216H11ZM67 215V214H66ZM11 216V218H12ZM63 216V215H62ZM69 216V215H68ZM76 216V215H75ZM53 217V216H52ZM51 217V218H52ZM65 217V215H64ZM75 218V217H74ZM123 218V217H122ZM21 220V221H20ZM50 220V219H49ZM73 220V219H72ZM76 220V219H75ZM96 220V221H97ZM53 221V222H54ZM119 221H123L122 220H119ZM125 221V220H124ZM76 222H78L76 220ZM80 223V222H79ZM84 223V224H85ZM87 223H89V225H87ZM91 223V224H92ZM82 224V225H84ZM77 226H78V223H77ZM81 226V225H80ZM85 226V225H84ZM76 228V226H75ZM80 228V227H78ZM28 232V231H27ZM149 235V236H148ZM65 236V235H64ZM69 236V235H68ZM174 236V237H173ZM33 237V238H32ZM173 237V238H171ZM65 238V237H64ZM34 241V239H33ZM119 241V242H120ZM35 242V244H36ZM120 242V243H121ZM122 244V245H124ZM120 245V244H119ZM27 246V245H26ZM37 246V245H36ZM127 246H124V247H127ZM99 247V246H98ZM101 247V246H100ZM123 247H121L122 249ZM128 249V248H127ZM126 249V250H127ZM131 249V248H130ZM128 249V250H130ZM133 249V250H134ZM27 250V249H26ZM120 250V249H119ZM102 251V250H101ZM35 252V251H33ZM37 252H39V250H37ZM129 252V251H127ZM145 252V253H147ZM39 253V254H40ZM144 253V252H143ZM100 254V253H99ZM157 255V254H156ZM74 256V255H73ZM74 256V257H75ZM163 256V257H162ZM24 257V256H23ZM72 257V256H71ZM45 259V258H44ZM75 259V258H74ZM164 259V260H163ZM186 260V259H185ZM189 260V259H188ZM187 260V261H188ZM191 260V259H190ZM1 261L3 262V260H1L0 258V264H1ZM68 261V262H67ZM164 262V263H166ZM191 262V261H189ZM186 263V262H185ZM193 264H195L194 260L192 261ZM4 264V263H3Z\"/></svg>", "mask_w": 264, "mask_h": 264}]
</instances>
